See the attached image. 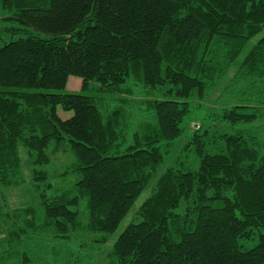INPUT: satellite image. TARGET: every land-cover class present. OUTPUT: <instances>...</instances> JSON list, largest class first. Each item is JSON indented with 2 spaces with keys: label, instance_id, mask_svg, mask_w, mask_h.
<instances>
[{
  "label": "trees",
  "instance_id": "1",
  "mask_svg": "<svg viewBox=\"0 0 264 264\" xmlns=\"http://www.w3.org/2000/svg\"><path fill=\"white\" fill-rule=\"evenodd\" d=\"M0 5V40L11 36L0 45V188L34 200L0 209V264H85L67 243L84 231L107 241L145 189L104 264H264V35L243 53L264 28V0ZM70 76L78 92L64 91ZM223 80L228 98L210 114L227 128L212 135L224 149L209 153L197 124L198 169L158 173L191 101ZM59 150L72 159L57 174Z\"/></svg>",
  "mask_w": 264,
  "mask_h": 264
},
{
  "label": "rangeland",
  "instance_id": "2",
  "mask_svg": "<svg viewBox=\"0 0 264 264\" xmlns=\"http://www.w3.org/2000/svg\"><path fill=\"white\" fill-rule=\"evenodd\" d=\"M6 14V10L1 8L0 5V17ZM2 39L0 40V45L3 44V41H8L11 36L8 33H1ZM264 35V28L255 35L249 42L247 43L243 53L251 46V44ZM232 70V69H231ZM230 70V71H231ZM229 71V72H230ZM230 75V74H229ZM226 77V76H225ZM224 77V78H225ZM223 78V79H224ZM227 79V78H226ZM80 78L76 76H70L68 80V84L64 91L66 92H78L80 87H76ZM226 84L225 80L221 82L219 86L216 87L214 92L210 94L206 99L202 101L192 100L190 104V112L185 117V120L182 123L183 130L179 137L171 142V144L166 145L162 143L161 147L164 151V160L159 167L158 173L162 172L168 166H179L183 169L187 170H197L199 167V158L194 150V144L191 143L195 131V126L197 124H201L204 128L209 129L208 136L210 138V142H206V150L209 153L220 152L224 149V143L221 140L215 139L212 135L225 131L226 127H219L216 125H211L212 123H216L218 121L213 120L211 112L218 107H222L224 105V100L228 98V95H223V84ZM224 84V85H225ZM220 93H222L221 96ZM60 115L62 117H68L72 114V111H63L61 108L58 109ZM215 112V111H214ZM216 140H214V139ZM56 152L54 154L50 153L51 157V166L54 171L59 174L62 169L64 163L72 159V155L66 151ZM61 162H63L61 164ZM180 162V163H178ZM76 175L72 172H69L65 179L63 177H56L58 181H63V184H68L71 179H75ZM68 183H67V182ZM26 194L22 192L20 189H1L0 188V209L7 207L6 205H26L34 202L33 196L30 194L29 190H25ZM148 195V189H145L141 192L137 200L135 201L134 207L131 211L122 219L117 229L108 236L107 241L102 242L101 239L105 236L102 232H81L74 238L73 243L68 242L67 248L73 250L74 247L79 249L81 256L85 259V264H104V259L107 251L112 247L113 242L117 238L118 234L133 220V210L138 207L145 197ZM5 197V198H4ZM81 221L85 223L87 221V215L85 212L81 213ZM80 246H79V245ZM76 264V263H73Z\"/></svg>",
  "mask_w": 264,
  "mask_h": 264
}]
</instances>
